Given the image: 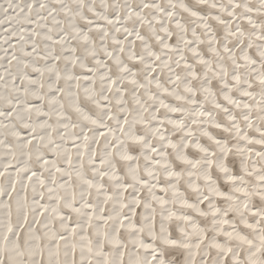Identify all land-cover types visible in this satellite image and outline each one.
<instances>
[{"label": "snow or ice", "instance_id": "obj_1", "mask_svg": "<svg viewBox=\"0 0 264 264\" xmlns=\"http://www.w3.org/2000/svg\"><path fill=\"white\" fill-rule=\"evenodd\" d=\"M0 264H264V0H0Z\"/></svg>", "mask_w": 264, "mask_h": 264}]
</instances>
